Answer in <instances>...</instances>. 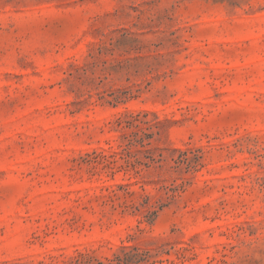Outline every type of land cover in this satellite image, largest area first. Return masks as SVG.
Masks as SVG:
<instances>
[{"label": "rangeland", "instance_id": "rangeland-1", "mask_svg": "<svg viewBox=\"0 0 264 264\" xmlns=\"http://www.w3.org/2000/svg\"><path fill=\"white\" fill-rule=\"evenodd\" d=\"M0 264H264V0H0Z\"/></svg>", "mask_w": 264, "mask_h": 264}, {"label": "trees", "instance_id": "trees-1", "mask_svg": "<svg viewBox=\"0 0 264 264\" xmlns=\"http://www.w3.org/2000/svg\"><path fill=\"white\" fill-rule=\"evenodd\" d=\"M137 142L139 143V145L141 147H144L145 146V144L143 143V140H139ZM147 144H149V143H147ZM125 153H128V149H126V148H122L121 151H120V153L113 152L112 154L109 155L110 156L109 158L112 159V161L110 163H116V157H119L120 159H123V154H125ZM177 165H179V164H177ZM191 167L192 166L190 164H187L186 165V168L187 169H190ZM181 187H182V185H174V187H172L170 189L172 194L169 197L170 198H174V194L177 193V191L179 189H181ZM156 214H157V211L154 210V211L151 212L150 215H151V217H154V216H156Z\"/></svg>", "mask_w": 264, "mask_h": 264}]
</instances>
